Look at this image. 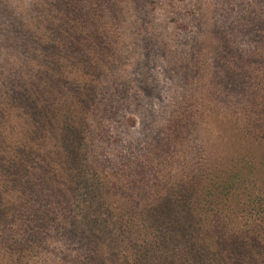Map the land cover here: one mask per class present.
I'll return each instance as SVG.
<instances>
[{
  "label": "trees",
  "instance_id": "16d2710c",
  "mask_svg": "<svg viewBox=\"0 0 264 264\" xmlns=\"http://www.w3.org/2000/svg\"><path fill=\"white\" fill-rule=\"evenodd\" d=\"M47 1L22 0L7 33L0 264H264V37L246 58L216 53L204 152L186 151L179 114L110 166L86 133L93 78L70 76L101 20L85 0Z\"/></svg>",
  "mask_w": 264,
  "mask_h": 264
},
{
  "label": "rangeland",
  "instance_id": "374dc122",
  "mask_svg": "<svg viewBox=\"0 0 264 264\" xmlns=\"http://www.w3.org/2000/svg\"><path fill=\"white\" fill-rule=\"evenodd\" d=\"M51 2L60 5V0ZM21 4L22 0H0V89L9 68L7 33L17 25L13 16L15 9H23ZM84 4L101 21L87 23L83 47L89 57L75 53L70 76L80 78L84 71L93 78L88 109L92 117L86 133L96 139L101 159L111 166L125 153L132 156L138 145L153 140L150 133L172 129L179 114L186 119V151L195 157L204 152L203 145L213 138L216 53L233 49V55L246 58L252 45L261 44L264 0H85ZM128 110L138 115L140 133L130 134L124 119Z\"/></svg>",
  "mask_w": 264,
  "mask_h": 264
}]
</instances>
